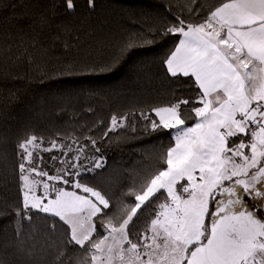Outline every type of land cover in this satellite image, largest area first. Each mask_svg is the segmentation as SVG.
Masks as SVG:
<instances>
[{"label": "snow or ice", "instance_id": "6c2138e0", "mask_svg": "<svg viewBox=\"0 0 264 264\" xmlns=\"http://www.w3.org/2000/svg\"><path fill=\"white\" fill-rule=\"evenodd\" d=\"M98 7L0 0V82L19 84L0 100V264H264V0H160L100 60ZM169 41L137 77L150 90H88L106 118L40 123L85 98L52 85ZM33 85L49 96L11 124ZM112 147L134 150L117 161Z\"/></svg>", "mask_w": 264, "mask_h": 264}, {"label": "trees", "instance_id": "16d2710c", "mask_svg": "<svg viewBox=\"0 0 264 264\" xmlns=\"http://www.w3.org/2000/svg\"><path fill=\"white\" fill-rule=\"evenodd\" d=\"M18 2V0H17ZM160 0H98L99 7L92 17L93 39L88 41L91 47V55L94 59L100 60L110 51L108 40L118 35L120 31L132 30L139 27L128 19L130 15L139 16L141 11H147L157 5ZM22 9H16L21 11ZM118 25H123L118 28ZM171 42L163 43L160 46H146L133 49V55L127 62L120 64L114 71L108 73H79L73 77L64 80L61 83L52 85L53 88L66 90H85V98L81 106L75 112L69 111L63 115H54L50 110L45 111L41 124L47 126L56 125L62 128H72L85 123L91 124L100 117H107V103L102 101L98 96L88 95L89 89H111L127 88L135 90L137 87L150 90L155 81L149 83L145 79L137 80V77H144L145 74H156L159 72L158 58L168 47ZM19 87L17 82H0V100H3L9 90ZM24 96L23 103L8 105L9 122L13 125L23 123L31 116L29 106L33 109L40 104L41 97L49 96L48 88H41L33 85L30 89L22 90ZM89 106L93 111H88ZM160 141H149L144 147H151L152 144H158ZM167 143V139L164 138ZM134 149L127 147L109 148L108 154L115 160L121 158L127 160L129 154ZM111 162V161H110Z\"/></svg>", "mask_w": 264, "mask_h": 264}]
</instances>
